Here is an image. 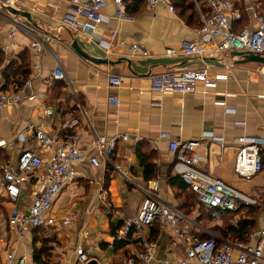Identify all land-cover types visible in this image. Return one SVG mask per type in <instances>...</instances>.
Wrapping results in <instances>:
<instances>
[{"label":"crops","instance_id":"1","mask_svg":"<svg viewBox=\"0 0 264 264\" xmlns=\"http://www.w3.org/2000/svg\"><path fill=\"white\" fill-rule=\"evenodd\" d=\"M12 1L14 5L8 11L28 14L30 21L19 14L14 16L31 27L36 35L48 34V39L46 49L41 52L31 47L33 39L22 32L10 41L5 34L7 26L0 20V53L3 55L0 74L12 61L21 65L20 58L25 56L34 91L32 101L0 110V139L6 142L0 150L8 155L7 161L15 160L23 149L35 150L33 135L25 131L28 123L41 126L48 135L62 139L70 133L60 130L61 122L80 117L78 145L84 149L90 148L92 135L105 139L128 136L116 146L111 157L122 175L101 162L97 168L83 162L77 167V176L55 198L48 215L55 219L56 225L40 229L49 250L50 264L73 262L76 248H81L90 261L97 264H103L106 257L109 264H125L130 247H139L131 229L126 240L117 241L116 236L126 229L125 219L139 210L144 198L140 189L148 188L153 182L158 183L162 202L181 212L185 219L178 223V233L158 224L144 229L142 236L157 244L152 264H175L183 259L192 237L212 236L217 242L223 241L218 236L222 227L219 217L213 214L214 220L204 228L197 221L199 206L187 204L189 188L172 175L174 155L168 149V141L199 143L196 152L205 159L202 168L207 175L223 180L257 199L260 205L264 204L263 176L257 174L242 179L234 171L236 140L239 137L264 138V65L237 64L230 51L220 55L215 51L219 40L201 43L199 18L193 7L171 13L162 5L149 8L142 0H127L126 12L134 20L119 21L113 17L114 0H103L102 13L107 21L98 23L89 33L68 28L56 31L72 0ZM197 3L194 2L199 16ZM263 5L262 0L251 3L253 10L264 16ZM238 9L240 18L232 26L240 21L242 12L246 18L243 28L253 30L255 23L246 7L239 4ZM72 41H76L88 57L106 63H92L82 58L71 48ZM192 42L200 44L204 51L186 55L185 45ZM9 45L6 53L1 51ZM54 56L60 62L69 87L51 78L56 68ZM34 66L39 67L38 76ZM199 68H207L211 75L217 76L215 89L204 90L199 86L195 93L182 96L148 90L147 78L151 75ZM109 75L120 78L119 87H108ZM1 89L14 91L4 80ZM46 108L52 109V117H44ZM19 135H24V140L18 139ZM209 137L222 138L223 143L208 140ZM149 161L154 165L152 178L143 167ZM31 187L23 192L25 199ZM10 208L11 205L0 198V253L10 238L6 226ZM69 215H75L76 219L62 226V220ZM236 220L231 222L232 226L236 225ZM254 227L252 233L264 227L260 207ZM34 230L22 239L11 237L12 244H20L29 252L24 255L29 262L35 247L32 234L37 231ZM116 242L124 243V248L116 249ZM40 245L37 242L36 248Z\"/></svg>","mask_w":264,"mask_h":264},{"label":"built area","instance_id":"2","mask_svg":"<svg viewBox=\"0 0 264 264\" xmlns=\"http://www.w3.org/2000/svg\"><path fill=\"white\" fill-rule=\"evenodd\" d=\"M127 0H114L116 10L113 17L119 21H133L134 17L126 12ZM149 8L164 6L169 12L175 11L169 0H142ZM254 0H200L197 4L199 11V29L201 43L210 44L219 40L215 51L223 55L225 51L250 52L264 57V16L253 10ZM244 5L250 13L255 28H243L234 32L232 23L239 20L238 5ZM14 5L12 0L0 2V20L7 26L6 37L12 41L19 32L33 39L31 47L41 52L46 49L48 34L38 36L31 27L25 26L14 14L8 11ZM105 4L103 0H90L79 3L72 0L62 17L60 28L81 29L92 33L96 25L106 22L103 15ZM12 45V44H11ZM7 48L1 51L6 53ZM204 48L196 42L187 43L186 55L199 54ZM56 68L52 73V80L63 81L69 87V81L54 56ZM35 75H39V67L34 66ZM34 75V76H35ZM217 76L211 75L209 69H185L147 78L148 90L151 93L188 95L195 93L201 86L204 90L215 89ZM12 90L1 89L3 79L0 76V110L22 106L34 99L32 77L23 81L17 77ZM121 80L117 76H108V87L117 88ZM71 95L76 99L74 91ZM50 108L44 110V117H52ZM82 118L85 119L84 114ZM80 117H70L61 122L60 130L70 133L60 139L45 133L41 126L28 123L26 132L31 133L35 142V150L23 149L13 161H6L0 166V198L5 199L11 208L7 217V231L10 236L1 253V264H32L25 256L16 257L12 249L11 237L22 239L33 229L54 227L56 221L49 216L57 195L77 176V167L88 162L97 168L100 162L122 175L118 165L111 159L116 146L128 139L127 135H118L112 139L100 138L92 135L89 149L80 148L79 134ZM162 138L166 135H161ZM24 135L18 139L24 140ZM208 140L223 143L222 138L209 137ZM6 142L0 139V149ZM200 146L196 142L168 141V149L174 155L172 175L178 177L196 196L199 204L208 210L236 211L239 207H260L264 213V204L226 184L223 180L207 175L203 170V159L196 152ZM237 154L234 171L239 178L249 179L257 174L264 178V138L239 137L236 140ZM48 155V158L45 157ZM28 199L22 194L28 187ZM144 195L139 210L125 219L126 229L117 234L116 240L127 239L128 231L132 230V238L137 241L139 248L131 246L125 264H152L157 251L156 242L142 236L144 229L158 224L161 228L170 227L175 233L177 225L184 220V215L178 210L170 208L162 202L158 193V183L153 182L146 189H140ZM214 216L216 214L214 213ZM76 219L69 215L62 220L61 225L67 226ZM90 258L81 248L75 249L73 262L64 264H89ZM169 264V263H166ZM175 264H264V227L251 234L248 242L230 240L216 241L212 236L201 240L192 237L185 251V257Z\"/></svg>","mask_w":264,"mask_h":264},{"label":"trees","instance_id":"3","mask_svg":"<svg viewBox=\"0 0 264 264\" xmlns=\"http://www.w3.org/2000/svg\"><path fill=\"white\" fill-rule=\"evenodd\" d=\"M176 11V9H187L192 8L196 13L197 18H199L198 13L195 8L194 2H199L200 0H169ZM246 18L245 14L241 12L240 21L233 24L234 32H239L245 25ZM232 26V27H233ZM21 65L18 66L17 61H12L7 67L4 68L0 76L5 81V85H14V81L17 77H20L23 81H26L29 78V72L26 69L27 67V58L21 57ZM3 60V55L0 53V62ZM28 72V73H27ZM139 158L141 154L138 153ZM8 160V155L4 151L0 150V166L2 163ZM143 163V161H142ZM143 165V164H142ZM144 169L146 174L152 178L154 172V165L152 162L144 164ZM190 195L187 196V204L198 205L199 217L197 221L202 225V227H207L209 222L214 220L213 214L215 213L222 222V227L218 230V236L223 240L237 241V242H248L254 226L256 225V218L259 213V207H239L236 211H220V210H206L204 206L199 204L197 196L189 189ZM237 218L236 225L232 226L231 222ZM34 231V253L31 259L32 264H50L49 263V250L46 247L45 242L42 240V230L36 229ZM201 240L208 239V237H202ZM39 242L40 248H36V243ZM219 244V242H218ZM124 243H117L115 245L116 249L124 248Z\"/></svg>","mask_w":264,"mask_h":264},{"label":"water","instance_id":"4","mask_svg":"<svg viewBox=\"0 0 264 264\" xmlns=\"http://www.w3.org/2000/svg\"><path fill=\"white\" fill-rule=\"evenodd\" d=\"M12 14H19L23 18H25L27 21H30V17L28 14L23 13V12H16V11H11ZM71 48L75 51L76 54L81 56L82 58L92 62V63H106L105 60H97V59H92L85 55L76 45V41H72ZM231 57L233 59L237 60V64H247V63H256V64H261L264 65V57H261L259 55H255L250 52H231ZM89 264H97L95 261H90Z\"/></svg>","mask_w":264,"mask_h":264},{"label":"rangeland","instance_id":"5","mask_svg":"<svg viewBox=\"0 0 264 264\" xmlns=\"http://www.w3.org/2000/svg\"><path fill=\"white\" fill-rule=\"evenodd\" d=\"M262 3L264 4V0H262ZM12 249L15 251L16 257H20V256H24V255L29 254V252L26 249H24V247H23V249L21 248L20 244H16V245L13 244ZM1 256H2V253H0V264L2 263V257ZM13 264H15V262H13ZM103 264H109L107 257L104 259Z\"/></svg>","mask_w":264,"mask_h":264}]
</instances>
